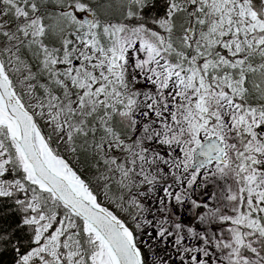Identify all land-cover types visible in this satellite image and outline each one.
<instances>
[{
    "label": "snow or ice",
    "instance_id": "obj_1",
    "mask_svg": "<svg viewBox=\"0 0 264 264\" xmlns=\"http://www.w3.org/2000/svg\"><path fill=\"white\" fill-rule=\"evenodd\" d=\"M0 264H264V0H0Z\"/></svg>",
    "mask_w": 264,
    "mask_h": 264
}]
</instances>
